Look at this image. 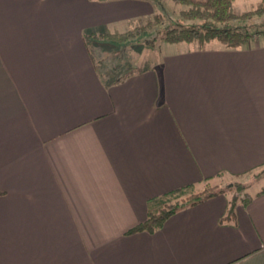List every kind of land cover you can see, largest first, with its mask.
Returning a JSON list of instances; mask_svg holds the SVG:
<instances>
[{
    "label": "crops",
    "instance_id": "1",
    "mask_svg": "<svg viewBox=\"0 0 264 264\" xmlns=\"http://www.w3.org/2000/svg\"><path fill=\"white\" fill-rule=\"evenodd\" d=\"M155 11L0 0V264H264L260 190L230 221L220 194L126 234L153 198L264 166V45L185 44L102 82L84 36Z\"/></svg>",
    "mask_w": 264,
    "mask_h": 264
},
{
    "label": "trees",
    "instance_id": "2",
    "mask_svg": "<svg viewBox=\"0 0 264 264\" xmlns=\"http://www.w3.org/2000/svg\"><path fill=\"white\" fill-rule=\"evenodd\" d=\"M147 1L154 5L156 11L145 23L136 25L124 33L104 31L84 36L94 67L105 85H115L139 72L122 66V59L115 54L105 56V47H119V50L131 51L139 47L154 49L158 43L163 42L197 44L199 48H204L208 43L215 41L227 48L236 49L264 34V0L253 9L241 13L234 12L232 8L234 0H172L183 7L177 17L167 11L163 0ZM90 39H94V44H89ZM96 62L101 63V66L98 67ZM210 180H204L201 185L204 188L200 191H196L194 185H187L153 198L148 202L146 219L128 230L126 234L154 233L177 211L235 189L237 194H234L230 202L228 201L226 213L219 219V223L233 220L236 204H245L250 198L249 195L244 197L242 195L246 185L228 184L227 188H221L216 185L210 186ZM263 191L264 187L259 193ZM237 198H240V202L235 201Z\"/></svg>",
    "mask_w": 264,
    "mask_h": 264
},
{
    "label": "rangeland",
    "instance_id": "3",
    "mask_svg": "<svg viewBox=\"0 0 264 264\" xmlns=\"http://www.w3.org/2000/svg\"><path fill=\"white\" fill-rule=\"evenodd\" d=\"M260 1L261 0H236V2L232 4V8L234 12L241 13L253 9L254 7L257 6V4H259ZM163 5L167 9V11L174 17H177L179 10L183 8L180 5L174 3L172 0H163ZM93 41L94 39L88 40L90 45L94 44ZM217 43L218 42L214 41L207 45L210 46L212 44H217ZM256 43H259L261 46L264 45V34L258 35L256 38L250 40L248 44L243 45L239 48L246 49L248 47H252V45H255ZM184 45L185 44L171 45L160 42L155 46L154 49L139 47L138 49H133L131 51L130 50L123 51L121 49L119 50V47L118 48L105 47L104 54L105 56H110V54H115L120 59H122V64H123L122 66L126 68H130V70L135 69L136 71H143L150 68L157 69L159 67L160 60L162 59L163 56L167 55V53L175 51L176 49L180 48V46H184ZM96 63L99 65L98 67L101 66V63L98 62ZM263 170H264V166L262 167V169H253L248 172L232 176L230 178L227 177L223 179L218 177L215 178L214 180H211L209 184L210 186L216 185L221 188H227L228 184H230V186L233 184L235 185L244 184L246 185V187L242 190L243 197L245 195L251 196L264 187V173L262 174ZM203 188H204L203 186L197 187L196 191H200ZM234 194H237V191H235V189L227 190L224 193V195L227 197L229 202L232 200ZM235 201L240 202V198H237Z\"/></svg>",
    "mask_w": 264,
    "mask_h": 264
}]
</instances>
